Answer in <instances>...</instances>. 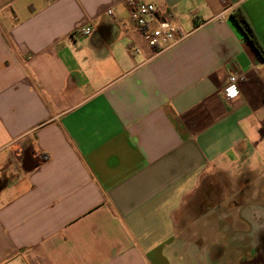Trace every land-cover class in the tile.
I'll return each mask as SVG.
<instances>
[{"label":"crops","instance_id":"obj_1","mask_svg":"<svg viewBox=\"0 0 264 264\" xmlns=\"http://www.w3.org/2000/svg\"><path fill=\"white\" fill-rule=\"evenodd\" d=\"M149 1L182 42L151 48L129 0H0V264H204L186 230L239 229L181 213L210 177L264 179V60L233 18L264 48V0Z\"/></svg>","mask_w":264,"mask_h":264},{"label":"rangeland","instance_id":"obj_2","mask_svg":"<svg viewBox=\"0 0 264 264\" xmlns=\"http://www.w3.org/2000/svg\"><path fill=\"white\" fill-rule=\"evenodd\" d=\"M259 173L260 172H248L243 170L234 174V176H232L231 172L224 174L221 173L220 176L216 175L210 177L209 180L203 184L201 189L193 193V196L188 197L181 214L184 215V213H186V216L190 215V218L199 216L201 211L215 206H222L223 211L224 209L234 210L236 213L233 214L236 215L238 210H240L241 215L239 229L234 230L233 236L230 239L228 238V232L226 231L231 225L224 228L225 234L222 241L219 231L215 237L216 229H211V234L205 235L206 240L197 241L195 239L199 236V229L196 230L194 228L193 230H186L184 245L189 248L190 245H186L185 243L190 241L192 243L191 247L194 253H200L197 248H202V255H200V259L203 257V259H207V261L205 262L200 260V262H203L204 264H211L209 260L210 257H208L212 255L213 250L211 251V248L216 246L218 243H225L226 254L223 258L224 260L221 262L219 261L220 263L217 264H235L233 263V261L235 262V255L239 250H244L242 247H239L238 244L241 246L242 244H246L248 240V238H246L248 223L246 222V219L242 218V215L250 220H255L256 230H260L261 227L259 226H262L261 229H264V179L254 180L259 178ZM254 205L259 207H254ZM226 214L227 212L225 211L224 215ZM187 222L189 221L186 220L185 223ZM225 222L229 224L230 219ZM234 224H236V222H234ZM252 234L253 233H251V237ZM253 245L254 243H252L249 247ZM255 245H258V243L255 242ZM204 248L205 251H203ZM215 257H217V255Z\"/></svg>","mask_w":264,"mask_h":264},{"label":"built area","instance_id":"obj_3","mask_svg":"<svg viewBox=\"0 0 264 264\" xmlns=\"http://www.w3.org/2000/svg\"><path fill=\"white\" fill-rule=\"evenodd\" d=\"M129 7L132 22L142 31L147 44L151 48H161L162 45H167V48H171L187 37L181 28L174 26L171 23V16L165 17L160 21L157 27L151 29L149 23L156 12V6L151 1L129 0ZM107 13L111 15L112 10H108ZM78 32L84 36H88L92 33V29L89 26L81 27ZM134 51L138 52L139 49L135 48ZM244 78L245 76L242 72H234L230 75L228 83L224 88L226 98L234 99L239 96V83L244 80ZM43 158H46V156H43ZM20 166V161L18 159L14 160L11 168L15 174L19 173Z\"/></svg>","mask_w":264,"mask_h":264},{"label":"flooded vegetation","instance_id":"obj_4","mask_svg":"<svg viewBox=\"0 0 264 264\" xmlns=\"http://www.w3.org/2000/svg\"><path fill=\"white\" fill-rule=\"evenodd\" d=\"M255 227L256 226H254L252 222L248 223V227L246 229L247 230L246 238H248L247 243L242 244L241 246L238 244V246L242 247L244 250L238 251V253L235 255V262L233 261V263L235 264H264V229H261L262 226H259L261 227L260 230L258 229L256 230ZM226 232H228V238L230 239L233 235L229 236V234H231L234 231L231 232L227 229ZM251 233H253L252 237H251ZM255 242H257L258 245H255ZM252 243H254V245L249 247ZM225 245H226L225 243H222V244L218 243L216 246H213L211 248V251L213 250L212 255L208 256L210 257L209 260L211 264H217V263H220L222 260H224L223 258L226 254ZM216 255L218 258L215 257Z\"/></svg>","mask_w":264,"mask_h":264},{"label":"trees","instance_id":"obj_5","mask_svg":"<svg viewBox=\"0 0 264 264\" xmlns=\"http://www.w3.org/2000/svg\"><path fill=\"white\" fill-rule=\"evenodd\" d=\"M233 18H234L235 22L238 24V26L241 28V30L243 31L246 38L253 45V47L256 49L260 58L262 60H264V48H263L262 44L260 43L257 35L255 34L252 26L250 25V23L245 18V16L239 11V12L235 13V15H233Z\"/></svg>","mask_w":264,"mask_h":264},{"label":"snow or ice","instance_id":"obj_6","mask_svg":"<svg viewBox=\"0 0 264 264\" xmlns=\"http://www.w3.org/2000/svg\"><path fill=\"white\" fill-rule=\"evenodd\" d=\"M231 94V93H230Z\"/></svg>","mask_w":264,"mask_h":264}]
</instances>
